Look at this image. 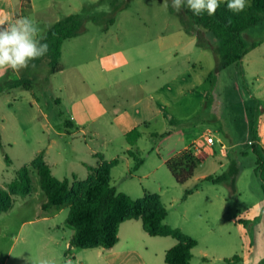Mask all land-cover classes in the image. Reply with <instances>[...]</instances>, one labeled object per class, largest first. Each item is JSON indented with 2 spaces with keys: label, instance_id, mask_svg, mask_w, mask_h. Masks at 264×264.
<instances>
[{
  "label": "rangeland",
  "instance_id": "1",
  "mask_svg": "<svg viewBox=\"0 0 264 264\" xmlns=\"http://www.w3.org/2000/svg\"><path fill=\"white\" fill-rule=\"evenodd\" d=\"M36 1L52 4L57 18L83 14L90 19L79 38L63 43L59 61L63 72L33 76L32 89H9L5 82L11 70L0 75V187L5 188L41 152L48 153L60 180L70 178L71 172L83 176L82 160L96 162V152L109 162L119 160L111 172L118 192L133 199L146 192L161 196L165 223L198 242L192 264H226L224 259L233 257L240 259L233 264H263L264 249L255 241L260 219L254 218L264 205V192L255 172L253 143L261 138L254 122L264 108V21L247 30V43L258 46L249 50L241 65L212 79V51L181 39L184 28L169 6L164 7V0ZM115 4L119 8H113ZM250 4L248 0L247 7ZM85 6H92L88 14ZM99 14L101 21L93 22L91 18ZM160 37L167 38L164 51L159 50ZM140 49L152 54L139 57ZM104 52L112 54V63L108 56L102 58L106 79L98 90L95 83H84L77 70ZM159 56L163 65L155 67ZM80 97L91 121L81 114L73 135L56 137L54 132H62L65 121H72L71 109L82 108ZM141 99L154 105L153 113H135L140 107L133 103ZM121 117L128 119L116 122ZM132 120L139 122L141 137L129 145L123 130ZM209 136L213 144L207 142ZM178 154L177 159L196 164L193 177L184 184L176 182L166 164ZM134 156L141 159L138 167ZM232 162L239 168L235 188L204 180L228 172ZM31 177V194L16 197L12 208L0 213V264H39L41 259L67 264L68 258L73 261L74 255L88 249L70 247L75 230L66 223L69 207L42 208L47 197L36 170H31ZM188 191L191 195L186 197ZM144 243L152 250L163 246Z\"/></svg>",
  "mask_w": 264,
  "mask_h": 264
},
{
  "label": "trees",
  "instance_id": "2",
  "mask_svg": "<svg viewBox=\"0 0 264 264\" xmlns=\"http://www.w3.org/2000/svg\"><path fill=\"white\" fill-rule=\"evenodd\" d=\"M29 3V0H26ZM105 0H100V3ZM251 4L242 12L234 14L227 10L226 3L222 2L216 14L208 16H195L187 8L177 13L168 0L169 10L175 15L185 31L196 37L197 47L203 50H211L215 58V69L209 74V78L215 79L222 70L232 66H240L244 56L258 46L257 43L248 44L246 41L247 30L264 21V0H250ZM113 8H119L116 4ZM92 6H85L83 12L89 13ZM102 14L92 17L93 22L99 23ZM83 14H70L53 23L45 34L49 50L46 54L49 58L53 74L59 73L62 68L59 61L62 57V45L65 41L79 35L83 25L89 20ZM111 18L109 23H113ZM6 85L9 89L24 87L32 89L33 79L30 77L8 76ZM68 124V121H65ZM141 137L138 128H134L126 134L129 145H134ZM185 152V151H184ZM253 153L256 155V174L262 180L264 192V151L253 144ZM181 154V153H180ZM132 156L133 153L130 152ZM179 155V154H178ZM179 156L166 162L174 179L178 184H184L193 177L195 162L193 160L177 159ZM177 159V160H176ZM136 167L141 159L134 156ZM119 163L118 159L103 161L98 167H88L89 176L80 180L76 176L71 179L60 180L56 178L50 165L45 160L44 152H41L31 162L29 167L19 171L17 177L0 187V213L12 208L16 197H26L32 192L31 170H36L40 177V185L47 201L44 209L50 207H69L66 223L74 228L75 233L71 239V245L81 249L104 248L110 249L119 241V229L123 223L129 220H141L143 230L152 237H171L176 241L175 246L165 252L167 264H192L193 249L198 242L185 234L180 228H174L165 223L167 217L166 208L157 193L144 194L143 198L133 199L128 194L118 192L111 184L112 169ZM239 168L232 162L230 170L220 176H208L204 180L212 183H227L235 188ZM191 192H186L188 197ZM249 224V221H244ZM240 260L238 257L224 259L226 264H233ZM264 264V259L262 261Z\"/></svg>",
  "mask_w": 264,
  "mask_h": 264
},
{
  "label": "crops",
  "instance_id": "3",
  "mask_svg": "<svg viewBox=\"0 0 264 264\" xmlns=\"http://www.w3.org/2000/svg\"><path fill=\"white\" fill-rule=\"evenodd\" d=\"M60 3V0H58ZM59 6V5H58ZM55 11H53V5L47 2L45 5H40L37 3L36 0H0V20H5L6 22H11L13 19L17 18L18 16H25L33 19L36 21V23L39 25V27L42 30V35L45 36L47 33L49 27L63 19L62 18H57L55 16ZM70 15V14H69ZM68 16V15H67ZM85 29L80 30V33L78 36L72 38H79ZM181 35V39L183 41L192 44L194 41L197 40L195 39L196 37L187 33L184 29V31L179 32V36ZM247 36V34H246ZM195 37V38H194ZM71 40V39H70ZM67 40V41H70ZM167 40L166 37H160L159 38V50L164 51L167 49ZM153 43V41L151 42ZM152 44H149L148 46H151ZM144 49L138 50L137 55L139 57H148L147 55L152 54V52L147 51L144 52ZM104 56L109 57V63H112V54L111 53H103L100 55L97 53L95 55L94 60H89L87 64H83L81 69H78L77 72L82 76L83 82L90 84V82L95 83L98 85V90H100L101 87V82L102 84L104 83V80L106 77H104L105 74V63L103 62ZM45 57V58H44ZM44 58V59H43ZM134 58V57H131ZM43 59V60H41ZM158 61L155 64V67L162 66V62L159 60L160 56L157 57ZM41 60V61H39ZM244 61V58L242 62ZM35 63L36 67L35 68H27L23 69L20 72H13L10 71L8 74L10 76H16L18 78L20 77H30L32 78L33 76L35 77H48L52 74L51 67H50V62L48 56H43L40 59H37L33 61ZM210 68L212 69L214 63H215V58L213 56V59L210 61ZM143 69H149V67H143ZM64 70H61L59 73L63 72ZM115 70L112 69V72L108 75L109 79L112 81L114 80V75ZM34 79V78H32ZM186 79H183L185 81ZM21 88V87H20ZM70 90L73 88L72 86L69 87ZM17 89V88H15ZM74 98H71V107L74 105L73 102ZM78 101L82 102V105H80L82 108L80 110L78 109H71L72 113V121L67 120L68 124H65L66 129L63 130L62 132H54L56 137L63 138L65 135H73L74 130V123L83 117L81 116L84 115L85 119L88 121H91V118L88 117V112L87 109L84 106V97H80L77 99ZM104 101V100H103ZM86 105V104H85ZM133 106H139L140 108L135 111V113H138L140 111H144L146 113H153L154 111V105L151 103H146L143 102V100H138L135 103H133ZM124 112V111H123ZM259 118H257L254 122V126L259 129L257 131L261 138L259 139H254V143L258 148L262 149L264 151V108L261 109L260 115H258ZM128 117H124L122 119L116 118V122H124L127 121ZM259 119V120H258ZM95 121V118L93 119ZM261 120V121H260ZM132 124H130L129 128L123 130L124 135L133 130L134 128L139 127V122L132 120ZM260 121V122H259ZM45 125L43 124L42 127ZM51 142L53 144H57L58 140L56 138H52ZM225 147V146H222ZM94 157L96 159V162L90 163L87 162L86 160H82L81 165L84 168L85 172H83V176H78L76 173L71 172L70 178H64V179H71L73 176H76L80 180H85L89 176V169L88 167H98L103 161H108V159L105 157L101 158L98 156V153L93 152ZM223 157L227 156L226 152L222 153ZM45 160L46 162L50 165L52 173L54 175L53 171V166L50 163L48 153H45ZM115 160V159H114ZM111 161V160H110ZM55 176V175H54ZM44 202L43 204H45ZM43 208V205H42ZM261 211L258 212V214L255 216V220L260 219V223L257 225L258 228L256 230L255 234V241L259 245V247H262L264 249V205L262 208H260ZM257 212V211H255ZM252 221L251 218H248ZM249 221V220H245ZM136 222H141V220H129L123 223L119 229V241L118 243L110 248V249H104V248H93V249H88V251H84V253L80 255H74L73 261L68 258L66 260V263L68 261L73 262V264H167L165 262V252L175 246L176 242L173 244L172 241L168 239V237H162L164 239H159L158 241H154L149 239L148 234L143 230L142 222L141 223H136ZM250 222V221H249ZM170 225V224H168ZM241 228L246 231V227L244 225H241ZM143 230V231H141ZM123 237H122V234ZM75 233V231H74ZM74 235V234H73ZM73 237V236H72ZM124 238V240H123ZM72 239V238H71ZM148 242L151 246H154L156 244H162L163 246L159 248L158 250H152L148 244H145L144 242ZM250 247V246H249ZM158 251H161L158 253ZM193 259V258H192Z\"/></svg>",
  "mask_w": 264,
  "mask_h": 264
},
{
  "label": "clouds",
  "instance_id": "4",
  "mask_svg": "<svg viewBox=\"0 0 264 264\" xmlns=\"http://www.w3.org/2000/svg\"><path fill=\"white\" fill-rule=\"evenodd\" d=\"M226 3L227 10L234 14L242 12L248 0H171L170 6L179 13L187 8L195 16L216 14L221 3ZM169 6L164 0V7ZM33 19L20 16L11 22L0 20V75L8 72H20L29 67L35 68L33 61L45 56L49 50L46 37ZM39 264H55L53 259H41ZM67 264H71L68 261Z\"/></svg>",
  "mask_w": 264,
  "mask_h": 264
},
{
  "label": "built area",
  "instance_id": "5",
  "mask_svg": "<svg viewBox=\"0 0 264 264\" xmlns=\"http://www.w3.org/2000/svg\"><path fill=\"white\" fill-rule=\"evenodd\" d=\"M207 142H208L209 144H213V143H214V139H213V137H212V136L207 137Z\"/></svg>",
  "mask_w": 264,
  "mask_h": 264
},
{
  "label": "water",
  "instance_id": "6",
  "mask_svg": "<svg viewBox=\"0 0 264 264\" xmlns=\"http://www.w3.org/2000/svg\"><path fill=\"white\" fill-rule=\"evenodd\" d=\"M70 247H73V245H70Z\"/></svg>",
  "mask_w": 264,
  "mask_h": 264
}]
</instances>
